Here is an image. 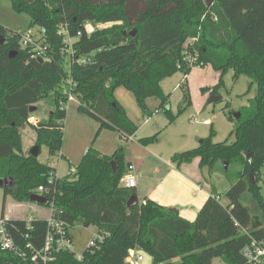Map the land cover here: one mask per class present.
<instances>
[{
  "label": "trees",
  "instance_id": "16d2710c",
  "mask_svg": "<svg viewBox=\"0 0 264 264\" xmlns=\"http://www.w3.org/2000/svg\"><path fill=\"white\" fill-rule=\"evenodd\" d=\"M205 1L11 0L15 11L29 16L28 29L39 28L37 42L46 48L44 55L36 57L29 47H19V32L0 25L4 38L0 54H6L0 68V178L12 181L4 188V195L10 193L19 203L28 202L54 173V168L38 157L22 151L21 130L30 125L39 148L46 144L50 154L60 150L67 77L73 80L71 92L79 100L78 110L125 139L136 133L137 126L115 99L118 88L134 95L144 115H148L147 99L157 98L160 110L171 121L175 115L161 83L175 73L186 76L193 67L211 65L220 77L231 70L234 78L245 75L257 86L256 95L239 110V118L228 116L234 122V141L212 143L205 138L197 147L174 153L170 159L178 167L199 158L200 167L210 172L221 164V175L226 178L231 166L238 167L224 192L227 204L213 189L194 221L150 199L128 206L136 191L119 186L124 173L122 147L110 156L87 150L73 176L67 174L53 183V207L69 227L94 226L109 236L99 250H87L81 259L73 252L60 251L48 264H127L128 250L135 246L148 253L153 264H211L214 258L224 264H242V250L251 238L264 243V200L260 193L264 165V0ZM86 22L104 27L88 33ZM61 23L76 37L73 55L69 54L70 72L64 67L67 44L58 33ZM132 29H136L134 37L128 34ZM11 50L17 54L10 59ZM180 87L181 104H189L186 82ZM216 87L207 89L213 94ZM43 97H50L54 109L46 120L31 124L29 108ZM181 110L179 107L178 112ZM156 135L139 141L149 144ZM248 153H252L251 161ZM112 160L117 163L115 171ZM42 194L49 205L51 196ZM4 206L5 202L1 216ZM12 222L34 247L42 246L44 220L32 222V229H26L22 219ZM241 228L248 233H242ZM11 259L13 254L0 249V264Z\"/></svg>",
  "mask_w": 264,
  "mask_h": 264
},
{
  "label": "rangeland",
  "instance_id": "374dc122",
  "mask_svg": "<svg viewBox=\"0 0 264 264\" xmlns=\"http://www.w3.org/2000/svg\"><path fill=\"white\" fill-rule=\"evenodd\" d=\"M29 24V16L26 13L15 11L11 0H0L1 26L9 31L22 33L29 28ZM102 27H104L102 24L85 23L88 33ZM30 29L35 35L34 38H37L40 34L39 28L34 26ZM69 54L66 51L64 56V67L67 72H70L72 62ZM5 55V51L0 54V68L6 59ZM183 77L184 75L178 72L166 78L161 84L163 92L169 94L170 112L175 115L171 121L160 110L157 98L150 97L147 99L148 115H144L131 92L123 88L115 90V99L138 128L131 141L120 136L115 130L101 128L98 121L80 112L77 98L67 101L64 104L66 113L62 121L61 148L57 153L50 154L46 144H41L38 160L54 168L56 177L61 178L70 173V169L76 168L87 150L98 151L110 156L116 149L122 147L121 165L124 169L123 174H125L128 173L129 166L132 165L129 164L132 160V154H142L144 152L143 147L154 154L153 156L150 155L151 157L145 163V168L152 170V167L153 169L154 167L163 169V162L170 160L174 153L195 148L202 139L210 138L212 143H231L234 141L235 135L232 133L234 122L228 116H233L235 112L248 105L249 100L256 95V84L251 83V80L245 75L234 78L231 70L220 77L219 72L214 70L211 65L193 67L187 74L186 82L190 103L181 104L183 91L181 87L178 88V85ZM214 86H217V93L213 94L218 96L219 100L209 102L212 93L207 88ZM35 106L36 109L30 112L29 116L31 124H34L35 121L46 120L50 111L54 109L50 97H43ZM179 107H182L180 112H178ZM37 118L39 120H36ZM154 134H157V138L149 144L145 145L139 141L141 138L150 137ZM186 139L189 140L188 143H185ZM20 141L22 151L25 154L37 145L36 132L30 125L21 130ZM236 168L238 169L236 166L230 167L227 178L221 175V164L217 166L215 172H210L208 168L204 170L209 171L210 181L215 182L217 190L222 192L235 177ZM261 172L263 179L260 182V193L264 200V165ZM121 185L119 180V186ZM3 202H5L4 215L10 217L25 218L29 214H36L35 210L42 207L40 204L31 201L19 203L10 193L4 195V189L0 188V216L2 215ZM47 214L48 209L45 206L41 215L46 216ZM95 229L94 226L83 227L78 224L70 229L73 241L72 250L76 255L82 254L90 234ZM142 253L145 258L143 264H153L152 257L146 252ZM212 264L222 263L219 258H214Z\"/></svg>",
  "mask_w": 264,
  "mask_h": 264
},
{
  "label": "built area",
  "instance_id": "2783aa9c",
  "mask_svg": "<svg viewBox=\"0 0 264 264\" xmlns=\"http://www.w3.org/2000/svg\"><path fill=\"white\" fill-rule=\"evenodd\" d=\"M58 33L63 35L64 42L67 44V51L70 56L73 55L72 44L76 40V37H71L67 30L66 23H61L58 28ZM80 33H77V37ZM41 34L34 38L31 29H27L20 33L18 44L21 49L29 47L31 50L35 51V56H42L46 53V48L37 43ZM36 43V44H35ZM32 47V45H34ZM65 85L68 87L67 101L75 100L71 90L74 86L73 80L67 77L65 80ZM36 123V121L34 122ZM131 136L128 140H131ZM75 170L71 169L70 175H74ZM58 177L53 173L48 178V184L46 186H39L38 193H46V195L51 196L49 205L48 200L46 203V208L48 209V214L45 217L29 214L26 218L22 220L25 223L26 229H32V222L37 219H42L46 223V231L44 234L43 244L41 247L36 248L33 244L26 239L22 230H20L13 222L11 217L0 216V249L13 254V260H9L8 264H48L51 262L56 253L60 251L73 252L72 246V236L70 234V229L64 220L56 216L54 210V197L55 188L53 183ZM122 187L135 188L136 187V175L133 165L129 166L128 173H125L120 178ZM219 198V196H217ZM238 226L237 223H235ZM241 232L247 234L248 230L246 228H241ZM109 236L106 231L95 230L90 234V237L86 243V246L82 254L76 255L77 259H81L84 252L87 250L97 251L101 248L105 239ZM141 249L137 246L128 250L125 262L127 264H143L144 256ZM242 254L244 256V262L242 264H264V243L262 241L251 238L250 242L243 248Z\"/></svg>",
  "mask_w": 264,
  "mask_h": 264
},
{
  "label": "crops",
  "instance_id": "0c3cea01",
  "mask_svg": "<svg viewBox=\"0 0 264 264\" xmlns=\"http://www.w3.org/2000/svg\"><path fill=\"white\" fill-rule=\"evenodd\" d=\"M184 82H187V75L181 79L178 88ZM36 120H39V118ZM134 136L135 134L131 136V140ZM188 142L189 140L186 139L185 143ZM143 148L144 152L142 154H132V160L129 163L135 169L136 187L134 189L138 201L150 199L162 206L174 208L180 217L188 221L196 219L198 211L206 199L212 195L213 189H216V194H219V199L223 204L228 203L226 199L223 200L222 198L229 185H227L225 191H218L215 182L209 179V171L204 170L206 167H200L199 158H195L190 163H184L178 167L171 160H166L162 164L164 165L163 169L158 167H154L153 169L152 167V170H147L145 163L154 154L150 153V150L146 147ZM44 207L36 209V214L33 215L45 217L41 215ZM11 218L23 219V217ZM221 263L224 264L222 260Z\"/></svg>",
  "mask_w": 264,
  "mask_h": 264
},
{
  "label": "water",
  "instance_id": "95a60500",
  "mask_svg": "<svg viewBox=\"0 0 264 264\" xmlns=\"http://www.w3.org/2000/svg\"><path fill=\"white\" fill-rule=\"evenodd\" d=\"M205 2H206V4H209V3L211 2V0H206ZM124 34H125V32H124ZM128 34H129V36L134 37L135 34H136V29H132ZM3 42H4V38H2V37L0 36V43H3ZM16 54H17V51H14V50L9 51V53H8L10 59L13 58ZM39 59L42 60V58H39ZM216 100H219V97L216 96V95H214V94H211V96H210V98H209V102H211V101H216ZM35 109H36V106H35V105H32V106L29 108V112H32V111H34ZM233 116H234L235 118H239V116H240L239 111H238V112H235V113L233 114ZM38 153H39V145H35V146H33V147L29 150V154L32 155V156H34V157H38ZM247 159H248V161H251V159H252V153H248V154H247ZM110 164H111L112 169L115 171V170L117 169V163H116V160H112ZM224 166H225V168H226V167H227V163H225ZM250 183H251V184L253 183L252 176H250ZM11 184H12V181H11L10 179H7V178H0V188H3V189H4V188H7V187H9ZM29 201H31V202H35V203H38V204H40V205H42V206H45L46 203H47V198L44 197V196H42V195H39V194H35V193H33V194H31V195L29 196ZM136 201H138L137 196H136V195H132V196L129 198V200H128V202H127V205L130 206L131 204H133V203L136 202Z\"/></svg>",
  "mask_w": 264,
  "mask_h": 264
}]
</instances>
